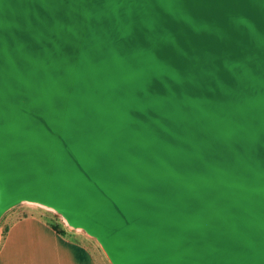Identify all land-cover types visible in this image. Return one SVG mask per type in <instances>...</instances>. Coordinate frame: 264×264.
<instances>
[{
	"label": "water",
	"instance_id": "1",
	"mask_svg": "<svg viewBox=\"0 0 264 264\" xmlns=\"http://www.w3.org/2000/svg\"><path fill=\"white\" fill-rule=\"evenodd\" d=\"M23 204L110 264H264V0H0Z\"/></svg>",
	"mask_w": 264,
	"mask_h": 264
},
{
	"label": "crops",
	"instance_id": "2",
	"mask_svg": "<svg viewBox=\"0 0 264 264\" xmlns=\"http://www.w3.org/2000/svg\"><path fill=\"white\" fill-rule=\"evenodd\" d=\"M12 213L0 237V264H101L97 244L83 232L61 233L41 212Z\"/></svg>",
	"mask_w": 264,
	"mask_h": 264
},
{
	"label": "rangeland",
	"instance_id": "3",
	"mask_svg": "<svg viewBox=\"0 0 264 264\" xmlns=\"http://www.w3.org/2000/svg\"><path fill=\"white\" fill-rule=\"evenodd\" d=\"M13 211L15 212L14 214H19V213L23 214L24 212H30V211L43 212L42 210H38L36 205H30V204H23L22 207H18L17 209H14ZM11 214H13V213L10 212V213L6 214V216L0 222V237L3 235V232H4V229H5L6 225H7V222L12 217ZM95 244H97V243L95 242ZM98 250H100V252H101L100 255H99L101 264H110L99 246H98Z\"/></svg>",
	"mask_w": 264,
	"mask_h": 264
},
{
	"label": "trees",
	"instance_id": "4",
	"mask_svg": "<svg viewBox=\"0 0 264 264\" xmlns=\"http://www.w3.org/2000/svg\"><path fill=\"white\" fill-rule=\"evenodd\" d=\"M18 207H22V205H20V206H18ZM18 207L14 208V209H17ZM36 207H37L38 210H42V211H43V212H41L42 215H44L45 218H47V219L49 220V222L52 224V226H53L57 231H59V232H61V233H65V232H67V231L69 230V229L65 226V224L62 222V220L60 219V217H59L57 214H55V213L52 212V211H48V210H46V209H44V208H41V207H38V206H36ZM14 209H12L10 212H11V213L14 212V211H13ZM10 212H8V213H10ZM8 213H7V214H8ZM28 213H29V212H24L22 215H23V216H27ZM2 220H3V219H2ZM6 229H7V225H6L5 229H4V232L6 231ZM4 232H3V233H4Z\"/></svg>",
	"mask_w": 264,
	"mask_h": 264
}]
</instances>
